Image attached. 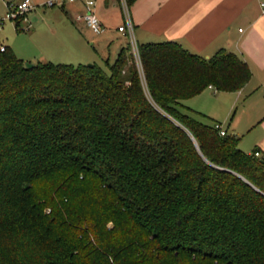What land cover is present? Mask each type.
<instances>
[{
  "label": "trees",
  "instance_id": "1",
  "mask_svg": "<svg viewBox=\"0 0 264 264\" xmlns=\"http://www.w3.org/2000/svg\"><path fill=\"white\" fill-rule=\"evenodd\" d=\"M137 48L105 68L0 52V264H264V156L184 105L248 65Z\"/></svg>",
  "mask_w": 264,
  "mask_h": 264
},
{
  "label": "crops",
  "instance_id": "2",
  "mask_svg": "<svg viewBox=\"0 0 264 264\" xmlns=\"http://www.w3.org/2000/svg\"><path fill=\"white\" fill-rule=\"evenodd\" d=\"M20 1L7 0V13L10 5ZM45 1L32 0L34 8L17 20V25L28 14L32 16V22H37V9ZM261 3L264 0H134L129 6V12L137 45L173 42L206 59L222 49L237 55L248 65L251 73L246 86L236 92L241 96L249 87L255 92L264 90V15L260 9ZM60 7L69 26H63L60 33L53 32L57 38L45 51L18 56L14 53L17 58L32 64L84 65L81 63L87 57L81 55L84 41L90 42L95 48L97 40L102 39V43L116 50L129 44L128 38L117 30L123 23L118 0H96L95 13L102 25L100 34H94L76 21V16L84 11V0L65 2ZM118 36L120 40L113 43V38ZM206 91L219 93L209 87L202 93ZM195 97L184 101V105L191 109ZM257 150L260 156H264V147Z\"/></svg>",
  "mask_w": 264,
  "mask_h": 264
},
{
  "label": "rangeland",
  "instance_id": "3",
  "mask_svg": "<svg viewBox=\"0 0 264 264\" xmlns=\"http://www.w3.org/2000/svg\"><path fill=\"white\" fill-rule=\"evenodd\" d=\"M6 1L0 0V20L4 19L7 13ZM48 1L51 0H46L37 9L39 12L37 22L31 21L30 14L18 25L16 20H4L0 25V46L11 48L17 56L45 51V48L57 38L53 36V32L60 33L63 26H69L61 7L58 5L49 7L46 5ZM118 40L120 36L113 38V43ZM102 42V39H98V45L95 44L93 48L90 42L84 41L81 55L87 57L82 64L95 63L105 68L104 62L108 61L110 65L114 63L120 49L116 50ZM249 88L241 96L236 92L215 94L206 91L195 97V104L191 108L202 116L201 121L218 122L229 135L238 138V148L245 154H251L255 149L264 147V90L255 92ZM87 210L90 214L95 211L89 207ZM107 226L112 227L111 224Z\"/></svg>",
  "mask_w": 264,
  "mask_h": 264
},
{
  "label": "built area",
  "instance_id": "4",
  "mask_svg": "<svg viewBox=\"0 0 264 264\" xmlns=\"http://www.w3.org/2000/svg\"><path fill=\"white\" fill-rule=\"evenodd\" d=\"M73 0H51L46 4L49 7L58 5L62 6L65 2H71ZM121 12L123 23L117 28L118 32L124 34L129 41L131 52L133 56L138 59V48L137 43L134 38V26L130 17L129 6L127 0H118ZM95 4L96 0H84V11L76 16V21L82 23L86 28H88L94 34H100L102 32V25L95 13ZM33 4L32 0H21L15 5L9 6V12L5 15V18L0 20V25L4 20H19L24 17L27 12L32 10ZM260 9L264 15V3L260 4ZM4 47H0V52L4 51ZM211 89L212 87L209 86ZM215 128L218 130L220 136L225 135V131L222 128V125L216 124ZM255 157H260L259 152H254Z\"/></svg>",
  "mask_w": 264,
  "mask_h": 264
},
{
  "label": "water",
  "instance_id": "5",
  "mask_svg": "<svg viewBox=\"0 0 264 264\" xmlns=\"http://www.w3.org/2000/svg\"><path fill=\"white\" fill-rule=\"evenodd\" d=\"M26 68H33L34 64L32 63H25Z\"/></svg>",
  "mask_w": 264,
  "mask_h": 264
}]
</instances>
